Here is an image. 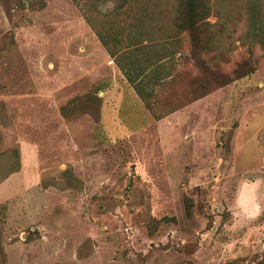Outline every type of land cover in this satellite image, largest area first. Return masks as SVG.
<instances>
[{"label":"rangeland","instance_id":"374dc122","mask_svg":"<svg viewBox=\"0 0 264 264\" xmlns=\"http://www.w3.org/2000/svg\"><path fill=\"white\" fill-rule=\"evenodd\" d=\"M187 1L0 0V264H264V0Z\"/></svg>","mask_w":264,"mask_h":264},{"label":"trees","instance_id":"16d2710c","mask_svg":"<svg viewBox=\"0 0 264 264\" xmlns=\"http://www.w3.org/2000/svg\"><path fill=\"white\" fill-rule=\"evenodd\" d=\"M207 11V6L199 7L197 5V0H188L186 3V6L184 8V18L185 21L190 25V28H193L196 24V20L198 17H200L202 12ZM96 34L99 36L100 40L106 44V42L103 41V38L100 36V33L96 30ZM246 74H240L239 77L242 78Z\"/></svg>","mask_w":264,"mask_h":264}]
</instances>
